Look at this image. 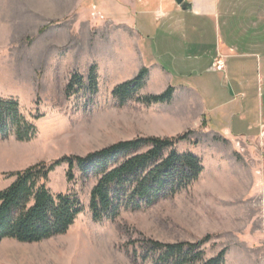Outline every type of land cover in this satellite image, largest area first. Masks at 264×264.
<instances>
[{
  "label": "rangeland",
  "instance_id": "374dc122",
  "mask_svg": "<svg viewBox=\"0 0 264 264\" xmlns=\"http://www.w3.org/2000/svg\"><path fill=\"white\" fill-rule=\"evenodd\" d=\"M72 1L0 0V100L17 101L35 127L30 141L0 138V190L16 180L13 174L39 163L86 157L136 138H171L148 135L164 129L151 119L152 104L140 101L148 95L139 91L122 105L113 95L120 79L89 65L92 33L87 24L73 27L79 10L69 7ZM92 68L97 91L89 80ZM213 138L198 129L175 146L201 159L198 181L174 197L100 222L89 209L99 177L77 163L71 172L62 164L47 188L75 195L83 212L66 234L41 243L3 240L0 264H153L147 242L196 243L207 236L205 261L225 250V264H264L263 133L231 143ZM146 253L150 260H143Z\"/></svg>",
  "mask_w": 264,
  "mask_h": 264
},
{
  "label": "crops",
  "instance_id": "0c3cea01",
  "mask_svg": "<svg viewBox=\"0 0 264 264\" xmlns=\"http://www.w3.org/2000/svg\"><path fill=\"white\" fill-rule=\"evenodd\" d=\"M184 1L190 10L175 0H73L69 7L79 10L73 27L87 24L92 33L89 65L120 84L147 70L146 96L174 89L170 102L152 104L151 119L164 129L148 135L202 129L229 143L264 136V1Z\"/></svg>",
  "mask_w": 264,
  "mask_h": 264
},
{
  "label": "trees",
  "instance_id": "16d2710c",
  "mask_svg": "<svg viewBox=\"0 0 264 264\" xmlns=\"http://www.w3.org/2000/svg\"><path fill=\"white\" fill-rule=\"evenodd\" d=\"M89 80L97 91V77ZM147 70L133 80L117 86L113 95L122 105L144 88ZM73 83L69 84V89ZM173 88L160 95L141 98L147 104L172 100ZM35 127L28 124L14 100H0V138L15 135L20 141H30ZM191 132L171 138L144 137L120 142L86 157H64L46 164L39 163L13 174L16 180L0 190V242L41 243L66 234L84 208L75 195L53 194L47 188L50 174L62 164L70 172L74 164L87 172L95 171L98 182L90 196L89 209L95 222L115 219L122 209L151 206L164 197H174L198 181L204 171L201 159L193 153H178V142L188 140ZM147 149L145 152H141ZM68 180L72 181L71 173ZM207 236L196 243L147 242L154 253L153 264H225L226 251L204 260ZM143 260H150L148 253Z\"/></svg>",
  "mask_w": 264,
  "mask_h": 264
},
{
  "label": "water",
  "instance_id": "95a60500",
  "mask_svg": "<svg viewBox=\"0 0 264 264\" xmlns=\"http://www.w3.org/2000/svg\"><path fill=\"white\" fill-rule=\"evenodd\" d=\"M176 3L178 5H181V7L184 9V10H190L191 6L190 4H188L187 2H185L184 0H175Z\"/></svg>",
  "mask_w": 264,
  "mask_h": 264
},
{
  "label": "built area",
  "instance_id": "2783aa9c",
  "mask_svg": "<svg viewBox=\"0 0 264 264\" xmlns=\"http://www.w3.org/2000/svg\"><path fill=\"white\" fill-rule=\"evenodd\" d=\"M222 69H223V65L220 63V61H218L216 63V70L221 71Z\"/></svg>",
  "mask_w": 264,
  "mask_h": 264
}]
</instances>
